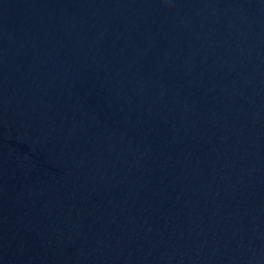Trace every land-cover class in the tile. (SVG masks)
Returning <instances> with one entry per match:
<instances>
[{"label": "water", "instance_id": "obj_1", "mask_svg": "<svg viewBox=\"0 0 264 264\" xmlns=\"http://www.w3.org/2000/svg\"><path fill=\"white\" fill-rule=\"evenodd\" d=\"M0 264H264V0H0Z\"/></svg>", "mask_w": 264, "mask_h": 264}]
</instances>
